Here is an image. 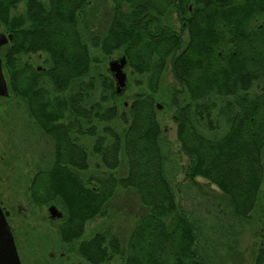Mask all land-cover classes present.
Here are the masks:
<instances>
[{"label": "trees", "instance_id": "1", "mask_svg": "<svg viewBox=\"0 0 264 264\" xmlns=\"http://www.w3.org/2000/svg\"><path fill=\"white\" fill-rule=\"evenodd\" d=\"M91 1L0 0V25L11 34L2 51L12 92L53 144L52 164L35 172L30 196L62 206L60 234L73 242L118 190H132L144 212L125 246L96 232L78 242V254L90 264L115 256L121 264H206L197 223L166 176L156 94L169 66L185 93L172 104L187 177L217 187L232 214L250 220L264 182V0H111L104 32L88 35L80 24ZM169 9L180 31L162 22ZM117 51L139 76L136 84H145L129 103L112 74L97 67L99 55ZM19 53L46 54V67L18 62ZM88 138L105 170L83 179ZM253 264H264V229Z\"/></svg>", "mask_w": 264, "mask_h": 264}, {"label": "rangeland", "instance_id": "2", "mask_svg": "<svg viewBox=\"0 0 264 264\" xmlns=\"http://www.w3.org/2000/svg\"><path fill=\"white\" fill-rule=\"evenodd\" d=\"M111 5V0L91 1L82 14L80 24L89 26L88 35L92 32H104L111 15ZM17 11H23V3L18 5ZM161 20L175 30H181L174 9H169ZM3 31L0 25V33ZM120 57L119 51L108 57L99 55L97 67L110 72L109 63ZM46 58L44 53L22 56L23 60L27 59L34 66L40 67H46ZM124 72L126 82L121 100L129 103L131 94L141 90L145 84H136L139 76L131 73L126 65ZM173 97H177L181 103L185 100V93L181 84L173 77L169 66H166L156 94V103L160 105L158 120L162 129L161 145L165 172L174 188L177 203L197 223L200 255L204 257L206 264H253L260 243V233L264 229V182L261 186L259 207L247 221L232 214L229 199L223 196L217 187L199 177L194 182L190 181L186 175L189 158L183 153L177 140ZM225 128L221 123V132ZM92 143L93 139L88 138L90 158L88 168L80 172L83 179L91 175L100 176L105 170L99 157L91 152ZM52 160V141L34 124L24 102L15 96L0 98V201L11 212L14 228L21 235L29 231L33 235L34 244L44 245L43 248L47 252L55 253L56 264H90L74 251L61 256L62 247L58 245L53 223L37 220L46 218L47 206L35 205L30 201L31 178L38 169H48ZM124 171L123 164L116 169V174L122 175ZM57 205L63 211L62 206ZM143 212L144 208L132 190H118L105 205V214L86 222L82 239L89 238L96 232H107L115 235L123 248ZM35 233L41 237L37 238ZM121 263V256H115L107 264Z\"/></svg>", "mask_w": 264, "mask_h": 264}, {"label": "flooded vegetation", "instance_id": "3", "mask_svg": "<svg viewBox=\"0 0 264 264\" xmlns=\"http://www.w3.org/2000/svg\"><path fill=\"white\" fill-rule=\"evenodd\" d=\"M4 33L5 35H9L10 33L8 32H1ZM10 40H8L6 43H4L3 45L0 46V79L1 81L3 80L5 86H6V91L5 94L0 95V98H11V97H18L19 99L20 96H16L13 94L12 92V88H11V81H10V73L9 70L6 66V55L5 53L2 51L3 47L9 42ZM24 54H18L16 57L18 58V62H23L22 56ZM28 55V54H26ZM30 61H28L27 59L24 60V63H28ZM32 63V62H31ZM33 64V63H32ZM34 66V65H33ZM35 68H40V66H34ZM21 78V76H20ZM1 91V90H0ZM22 100V99H21ZM30 201L32 203H34L35 205H39V206H47V215L46 218H38L37 220L39 221H47L50 223H53L54 227L56 228V234L58 236V242L60 245V247H62L61 250V256L64 254H68L71 251H74L76 253H78L76 251L77 247H78V242L86 239L82 237L79 240H74L73 242H69V241H65L61 234H60V227L63 224V218H64V212L62 210H60V207L57 205V203L51 202V201H47V203H40L39 201H36L32 198V196H30ZM55 206L59 212V216H55L49 212V207L50 206ZM0 207L3 211V215L5 218V221L7 223L8 229L10 231L11 234V238L14 244V248L16 251V255L18 258V262L19 264H56L55 259V253H51V252H47L43 247L44 245L41 244H34L33 238L30 234L29 231H25L22 235L21 233H19L13 225L12 222V215L11 212H9L5 206H3L2 201H0ZM37 238H40L41 236L38 233L34 234ZM77 242V243H76ZM75 244V245H74ZM80 256V254H78ZM34 257V258H33ZM81 257V256H80ZM30 258V260L28 261V259Z\"/></svg>", "mask_w": 264, "mask_h": 264}, {"label": "water", "instance_id": "4", "mask_svg": "<svg viewBox=\"0 0 264 264\" xmlns=\"http://www.w3.org/2000/svg\"><path fill=\"white\" fill-rule=\"evenodd\" d=\"M11 39V35H5L0 33V46ZM126 65V58L121 56L117 60H113L109 63V70L112 73L116 81V92H120L126 82V73L124 72V66ZM0 95L5 94L6 86L0 79ZM160 107V105H158ZM49 212L55 216H59V212L55 206L49 207ZM0 264H19L14 244L11 238L10 231L5 221L3 211L0 207Z\"/></svg>", "mask_w": 264, "mask_h": 264}]
</instances>
